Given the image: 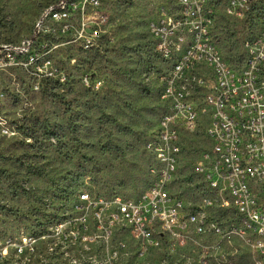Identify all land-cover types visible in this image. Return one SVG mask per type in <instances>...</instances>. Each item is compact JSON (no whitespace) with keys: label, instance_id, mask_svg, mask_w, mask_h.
<instances>
[{"label":"rangeland","instance_id":"obj_1","mask_svg":"<svg viewBox=\"0 0 264 264\" xmlns=\"http://www.w3.org/2000/svg\"><path fill=\"white\" fill-rule=\"evenodd\" d=\"M53 1L0 0V46L30 37ZM101 1L110 23L95 48L66 46L39 56L36 65L0 66V264H264L238 234L236 212L220 205L195 170L210 149L204 120L197 133L180 131L184 149L168 190L185 212L205 208L209 222L220 223L228 236L192 232L180 244L156 233L152 244L133 238L122 222L109 238L96 226L82 192L96 201L129 200L158 180L162 166L147 143L169 108L162 76L194 36L195 1L205 5L212 43L226 58L234 62L248 37L243 23L226 13L231 0ZM171 21L174 48L166 55L152 25ZM206 74L196 69L185 81L196 101L205 92L198 81ZM86 75L100 86H87ZM105 211L106 222L112 210ZM59 225L78 239L43 238ZM40 238L34 252H19L21 241Z\"/></svg>","mask_w":264,"mask_h":264},{"label":"built area","instance_id":"obj_2","mask_svg":"<svg viewBox=\"0 0 264 264\" xmlns=\"http://www.w3.org/2000/svg\"><path fill=\"white\" fill-rule=\"evenodd\" d=\"M195 2L191 17L196 30L192 41L179 58V66L162 76V80L168 81V92L162 95V100L170 106V114L160 119L157 133L147 143V150L157 164L165 163V170L157 171L158 180L138 198L96 201L89 193L82 192L81 201L89 202L96 226L105 230L107 238L118 222L136 240L152 244L156 233L158 238L167 235L180 244L192 232L228 236L230 232L220 231V223L209 222L206 214L205 219H197V209L181 212L182 201L175 200L168 190L176 173L172 161L176 131L186 128L188 134L197 133L204 120L210 149L202 154L196 166L206 171L208 182L216 187L215 196L222 197L223 208L235 210L239 222L250 223L253 230L250 247L264 258V0L227 3L226 13L238 18L248 31L234 62L213 45L207 24L210 15L205 14L203 3ZM109 23V12L101 0H54L41 10L30 37L0 46V66L36 65L31 63L35 52L51 54L66 46L91 50L99 45ZM175 26L172 21L168 26L152 25L159 49L166 55L174 48L170 37ZM176 45L180 49L179 43ZM194 54H202L200 65L192 64ZM196 69L209 72V80L198 81L199 87L205 88L198 101L185 85L189 72ZM83 82L87 86L101 84L90 75L84 76ZM211 203L206 201V205ZM106 209L112 213L105 222ZM86 218L84 215L79 220ZM61 226L51 230L52 234L45 233L43 238L58 234L78 239L75 232L66 235ZM41 239L21 241L19 252L24 247L34 252L35 243ZM9 242L17 244L11 239Z\"/></svg>","mask_w":264,"mask_h":264},{"label":"bare ground","instance_id":"obj_3","mask_svg":"<svg viewBox=\"0 0 264 264\" xmlns=\"http://www.w3.org/2000/svg\"><path fill=\"white\" fill-rule=\"evenodd\" d=\"M158 45H159V42H158ZM48 53H50V52H43V53L42 52H35L34 55H31V63H38L39 59L41 58L39 56H44ZM175 59H177V58H175ZM200 62H202V54H194V56L192 57V64L193 65H200ZM178 66H179V60H177L175 63H173V65L171 67H178ZM204 76H205V78L204 79L202 78V80H209V74H206ZM162 82L164 84L163 91H162V95H163L164 93L168 92V81L162 80ZM169 114H170V106H169L168 110L163 113V115L161 116V119H164L166 116H169ZM181 130L186 131V128H179V130L176 131V141H174V152L172 153L173 170H175L176 172L178 170V165H179V155L181 154V141H180L181 140V137H180V135H181L180 131ZM159 164L162 166L161 170H165V163H159ZM195 170H196L197 174H199L203 178V181L207 185L206 188H208L209 192H211L215 195L216 194V187H215V185L210 184L208 182V176H206V171H200L198 166H195ZM173 178H174V175H173ZM203 191H205V190H203ZM207 196H208V194H207ZM215 197H216V200L219 201L220 205L223 207L222 197L221 196H215ZM118 200H121V199H118ZM203 209H205V208H197V219H205V213H204ZM192 211L193 210H191L189 212H192ZM181 212H185V207H184L183 203L181 205ZM220 231H224L221 224H220ZM238 234L241 237H243V239L247 245H249V246L251 245V241L253 240V230H252L249 222H241V225L238 227ZM258 261H259V259H258Z\"/></svg>","mask_w":264,"mask_h":264},{"label":"trees","instance_id":"obj_4","mask_svg":"<svg viewBox=\"0 0 264 264\" xmlns=\"http://www.w3.org/2000/svg\"><path fill=\"white\" fill-rule=\"evenodd\" d=\"M50 231V230H49ZM51 232V231H50Z\"/></svg>","mask_w":264,"mask_h":264}]
</instances>
